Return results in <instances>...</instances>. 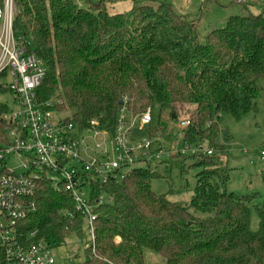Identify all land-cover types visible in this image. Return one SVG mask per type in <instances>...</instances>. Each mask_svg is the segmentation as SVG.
<instances>
[{
  "label": "trees",
  "instance_id": "trees-1",
  "mask_svg": "<svg viewBox=\"0 0 264 264\" xmlns=\"http://www.w3.org/2000/svg\"><path fill=\"white\" fill-rule=\"evenodd\" d=\"M76 1L16 0L15 33L29 40L47 70L38 98L60 100L55 109L70 111L67 117L81 131H106L110 137L124 98L130 116L158 105L176 121L192 105L183 142L214 150L182 156L198 169L189 203L152 188L162 177L157 166L165 165L169 174L177 164L171 158L133 166L120 181L94 183L95 251L88 240L89 257L77 264H145L146 250L165 264H264V196L230 191L229 144L220 138L219 123L223 113L236 119L248 114L264 92V13L231 16L202 40L197 23L168 2H135L123 13L109 11L104 0ZM6 91L0 82V95ZM9 109L0 101V146L9 143L3 118ZM160 129L149 130L150 137L167 134ZM103 194L110 199L97 202ZM35 198L37 212L17 227L20 241L36 231L33 239L54 250L73 233L83 236L85 221L71 195L57 191L45 174ZM252 209L257 230L250 228ZM0 264H6L1 240Z\"/></svg>",
  "mask_w": 264,
  "mask_h": 264
},
{
  "label": "built area",
  "instance_id": "built-area-1",
  "mask_svg": "<svg viewBox=\"0 0 264 264\" xmlns=\"http://www.w3.org/2000/svg\"><path fill=\"white\" fill-rule=\"evenodd\" d=\"M16 12V0H0V76L8 74L11 77V83H6L5 87L19 107L18 111L9 109L3 116L9 143L0 146V240L6 264H57L60 260L53 250L43 240L33 239L36 231L23 242L17 230L21 221L38 210L35 195L37 181L42 175L45 174L57 191L71 195L76 209L90 224L88 234L94 252L97 218L91 195L94 183L120 181L133 166L160 160L171 150L179 156L212 154L214 150L206 144L184 142L181 149L172 147L168 152L159 144L155 154L151 153V140L130 138L133 123L128 120L127 98H124L113 137L106 131L86 130L108 137L112 149L102 147L105 139L96 146L100 151H90L82 136L85 131L67 116L58 118L62 112L56 110L55 105L60 100L41 101L38 98L37 89L46 76V66L29 48V40L15 33ZM133 117H139L144 126L152 122L150 109ZM189 125L190 119L178 120L175 136L184 139ZM11 155L19 158L20 167L26 173H18L7 165ZM261 158L264 159V149ZM103 200L101 196L97 202ZM73 258L74 255H69L61 260L65 259L64 264H75Z\"/></svg>",
  "mask_w": 264,
  "mask_h": 264
},
{
  "label": "rangeland",
  "instance_id": "rangeland-1",
  "mask_svg": "<svg viewBox=\"0 0 264 264\" xmlns=\"http://www.w3.org/2000/svg\"><path fill=\"white\" fill-rule=\"evenodd\" d=\"M106 6L111 12L128 13L135 2L157 5L160 2H168L171 4L174 11L182 16H186L194 20L199 29V36L202 40L213 29L225 27L229 17L234 15H246L249 13L260 14L264 13V0H104ZM77 2V1H76ZM81 5H86L87 1L82 0ZM11 77L7 75L0 76V82L6 84L11 83ZM264 86V80L261 82ZM0 101L6 104L11 110L18 111L19 107L15 103L13 94L7 90L0 95ZM150 109V108H148ZM147 109V110H148ZM147 110L140 112L141 115ZM152 122L150 125L144 126L141 124L139 117L134 118L128 115V120H132L133 126L130 133V138L135 141L151 140V153L156 152V148L160 145L168 152L172 147L181 149L184 145L183 139L177 134V121L171 120L167 113H161L158 105L151 109ZM195 107L186 105L179 111L180 119L193 117ZM70 111L62 112L58 118L70 116ZM221 133L220 138H224V142L229 144L228 154L226 157L227 164L230 168L231 182L229 189L238 194H250L259 192L264 196V159L261 158V151L264 149V92L261 91L256 99L255 107L246 115L236 119L230 113H223L219 118ZM158 127H163L161 130L164 136L151 138L149 130H154ZM85 142L89 144L90 151H100L96 146L106 139L105 145L102 147L105 150H111V141L108 137L96 133L85 131L82 135ZM81 139V137L79 138ZM225 143V144H226ZM227 145V144H226ZM228 147V145H227ZM173 150L170 154L163 155L164 158H171L174 163L171 165V172H165V165L157 166L162 159L155 160L151 164L157 166L156 171L160 172L162 177L153 181L152 188L157 193H166L169 191L168 198L172 201L182 204L189 203L193 195L195 186V174L197 168H190L194 163L192 158H184L176 155ZM9 167L16 169L18 173H26L27 171L20 167V160L16 155H11L6 161ZM199 168L203 165L200 164ZM183 166V170H181ZM205 166V165H204ZM58 177V176H57ZM105 200L110 197L103 194ZM1 222V218H0ZM259 225V217L255 209L251 211L250 228L257 230ZM89 227L90 224L86 220L83 236L79 237L73 233L65 245L53 250L60 263H64L61 257L74 255L73 262L83 263L89 257L85 249L89 245ZM116 242H120L119 237L115 238ZM68 262V260H66ZM145 264H165L162 257L152 250L145 251Z\"/></svg>",
  "mask_w": 264,
  "mask_h": 264
},
{
  "label": "water",
  "instance_id": "water-1",
  "mask_svg": "<svg viewBox=\"0 0 264 264\" xmlns=\"http://www.w3.org/2000/svg\"><path fill=\"white\" fill-rule=\"evenodd\" d=\"M120 104L123 105V101ZM172 118L176 119V115H172Z\"/></svg>",
  "mask_w": 264,
  "mask_h": 264
}]
</instances>
